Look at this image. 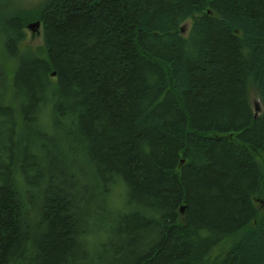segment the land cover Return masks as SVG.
I'll use <instances>...</instances> for the list:
<instances>
[{
  "label": "trees",
  "instance_id": "trees-1",
  "mask_svg": "<svg viewBox=\"0 0 264 264\" xmlns=\"http://www.w3.org/2000/svg\"><path fill=\"white\" fill-rule=\"evenodd\" d=\"M21 14L0 264H264V0H43L39 52Z\"/></svg>",
  "mask_w": 264,
  "mask_h": 264
},
{
  "label": "rangeland",
  "instance_id": "rangeland-1",
  "mask_svg": "<svg viewBox=\"0 0 264 264\" xmlns=\"http://www.w3.org/2000/svg\"><path fill=\"white\" fill-rule=\"evenodd\" d=\"M42 2L43 0H0V21L6 20V18L12 12L22 13L26 25L22 28L25 35L20 42V46L22 48L29 47L37 52L41 51L43 48L41 25L38 27V29L32 30L27 26V24L35 20L34 14L36 13V10L40 7ZM186 24L187 26L191 24V18L187 19ZM4 53H6V50L3 43L2 34H0V60H3V62L7 63L9 61L8 59L11 58H4ZM249 98L253 109L255 110V107L258 106L257 112L260 111L263 104L256 88L253 85H250L249 87ZM256 202L257 204L261 205V209L264 210V199H256ZM224 246L221 248V250H223Z\"/></svg>",
  "mask_w": 264,
  "mask_h": 264
},
{
  "label": "water",
  "instance_id": "water-1",
  "mask_svg": "<svg viewBox=\"0 0 264 264\" xmlns=\"http://www.w3.org/2000/svg\"><path fill=\"white\" fill-rule=\"evenodd\" d=\"M27 26L30 27L32 30L38 29V27L40 26V20H33V21L29 22V23L27 24ZM184 26H187L186 22H184V23L181 25V27H180V29H181L182 31H183V29H184ZM257 109H258V106L255 107V114L257 113ZM181 210H182V208H181Z\"/></svg>",
  "mask_w": 264,
  "mask_h": 264
}]
</instances>
